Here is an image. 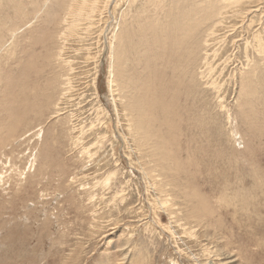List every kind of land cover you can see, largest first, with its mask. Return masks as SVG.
<instances>
[{
	"label": "rangeland",
	"instance_id": "1",
	"mask_svg": "<svg viewBox=\"0 0 264 264\" xmlns=\"http://www.w3.org/2000/svg\"><path fill=\"white\" fill-rule=\"evenodd\" d=\"M82 1L0 0V264H264V0Z\"/></svg>",
	"mask_w": 264,
	"mask_h": 264
},
{
	"label": "bare ground",
	"instance_id": "2",
	"mask_svg": "<svg viewBox=\"0 0 264 264\" xmlns=\"http://www.w3.org/2000/svg\"><path fill=\"white\" fill-rule=\"evenodd\" d=\"M82 2H84L85 3V0H83ZM109 2H110V0H106V8L108 7V4H109ZM100 3V2H99ZM98 5V4H97ZM95 7V6H94ZM94 7H92L91 9H88V8H86L85 10L87 11V13H84L85 12V10L84 9H82V8H79V10H77V13H76V17L77 16H84V15H88V13H90V11H95V8ZM97 8V7H96ZM103 14V13H102ZM95 21V20H94ZM93 23V22H92ZM212 32V31H211ZM213 33V32H212ZM209 38V37H208ZM110 42H111V40H110ZM113 48V47H112ZM111 52H112V50H111ZM115 54V53H114ZM110 56V55H109ZM115 55H111V59H112V61H113V64H114V62H115V60L116 59H114L115 57H114ZM119 57V56H118ZM117 57V58H118ZM120 60V59H119ZM117 61H118V59H117ZM120 61H118V63H119ZM112 64V65H113ZM120 64H121V62H120ZM119 66V65H118ZM207 68V67H206ZM110 69V68H109ZM113 72V71H112ZM112 74V77H110V80H111V82H112V84H113V81H114V74L113 73H111ZM203 76V75H202ZM209 77V76H208ZM211 79V78H210ZM213 85V84H212ZM110 88H111V86H110ZM113 90V89H112ZM115 100V99H114ZM116 101V100H115ZM145 103V102H144ZM142 105H144V104H142ZM115 110L117 111V107L115 106ZM145 114H147V113H145ZM150 114V113H149ZM150 116V115H149ZM149 118H151V117H149ZM148 119V118H147ZM156 133V132H155ZM157 137V136H156ZM158 141V140H157ZM156 142V141H155ZM169 145L167 142H164V144L163 145ZM155 146H156V144H155ZM157 147V146H156ZM163 155V158H171L172 159V157L171 156H168L167 154H162ZM180 164H181V167H182V169H185V167L184 166H182V163L180 162ZM195 197V196H194ZM198 198V197H197ZM197 202H198V204H199V206H200V208H201V204H204L205 205V207H203V210H204V212H209L210 213V218H213L214 217V213L211 211V209L209 208V206L207 205V201L205 200V198H202V197H200V199H198L197 200ZM202 210V209H201ZM225 255V254H224ZM226 255H227V253H226ZM225 255V256H226ZM228 259V258H227ZM231 260V259H230ZM230 260H227V262H224L223 264H229V263H231V262H233V261H230Z\"/></svg>",
	"mask_w": 264,
	"mask_h": 264
}]
</instances>
